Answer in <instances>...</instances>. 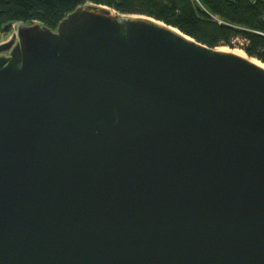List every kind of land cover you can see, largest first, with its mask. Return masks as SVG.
Listing matches in <instances>:
<instances>
[{"label": "water", "instance_id": "water-1", "mask_svg": "<svg viewBox=\"0 0 264 264\" xmlns=\"http://www.w3.org/2000/svg\"><path fill=\"white\" fill-rule=\"evenodd\" d=\"M15 24L0 264H264V67L101 4Z\"/></svg>", "mask_w": 264, "mask_h": 264}, {"label": "trees", "instance_id": "trees-1", "mask_svg": "<svg viewBox=\"0 0 264 264\" xmlns=\"http://www.w3.org/2000/svg\"><path fill=\"white\" fill-rule=\"evenodd\" d=\"M86 3L152 17L211 48H235L237 37L246 38L244 51L264 63V36L257 33L264 30V0H0V29L20 21L56 29Z\"/></svg>", "mask_w": 264, "mask_h": 264}, {"label": "rangeland", "instance_id": "rangeland-1", "mask_svg": "<svg viewBox=\"0 0 264 264\" xmlns=\"http://www.w3.org/2000/svg\"><path fill=\"white\" fill-rule=\"evenodd\" d=\"M16 30H17V28H16V24L12 27V29H11L9 32H4L3 30L0 29V44L3 43V42H6V41H8V40H10L11 37L13 36V34L16 33ZM219 48L226 49V50H228V49H229V50H241V51L245 52L243 49H241V48H237V47H235V48L219 47ZM245 53H246V52H245ZM4 54L7 55V52L4 53ZM246 54H247V53H246Z\"/></svg>", "mask_w": 264, "mask_h": 264}, {"label": "bare ground", "instance_id": "bare-ground-1", "mask_svg": "<svg viewBox=\"0 0 264 264\" xmlns=\"http://www.w3.org/2000/svg\"><path fill=\"white\" fill-rule=\"evenodd\" d=\"M114 12L118 13L117 11L114 10ZM220 50H223V51H228V52H232V53H235L237 55H240L242 57H245V58H248L249 60H251L252 62L264 67V63L261 62L260 60L256 59V58H253V57H249L245 52L241 51V50H226V49H222V48H218Z\"/></svg>", "mask_w": 264, "mask_h": 264}, {"label": "built area", "instance_id": "built-area-1", "mask_svg": "<svg viewBox=\"0 0 264 264\" xmlns=\"http://www.w3.org/2000/svg\"><path fill=\"white\" fill-rule=\"evenodd\" d=\"M251 2L255 3L257 2L258 0H250ZM257 33L261 34L264 36V30L262 31H257ZM248 40L246 38H242V37H237L235 40H234V44L236 45L237 48H241L244 50V47L248 44Z\"/></svg>", "mask_w": 264, "mask_h": 264}]
</instances>
